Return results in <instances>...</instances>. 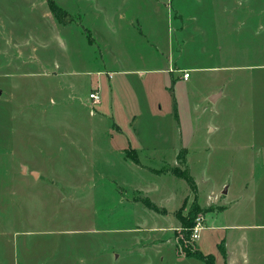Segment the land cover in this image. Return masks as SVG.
Masks as SVG:
<instances>
[{
    "label": "rangeland",
    "instance_id": "rangeland-1",
    "mask_svg": "<svg viewBox=\"0 0 264 264\" xmlns=\"http://www.w3.org/2000/svg\"><path fill=\"white\" fill-rule=\"evenodd\" d=\"M35 1L0 0V41L12 38L11 31L28 40V53L3 54L5 42L0 43V264H171L170 257L161 262L154 253L128 251L135 233L125 228L135 214L114 202L120 181H136L121 155L127 143L139 154L149 150L151 157L141 155L144 164L188 177L183 178L192 192L182 206L158 210L174 221L165 230L170 229L180 252L196 250L189 232L200 217L202 252L222 261L216 244L225 239L231 264H240L241 242L248 260L241 264H264V67L228 70L230 64L264 65V10L246 8L245 0H225L238 6L227 13L216 9L223 0H166L172 14L181 11L189 33L198 26L194 38L214 40L187 43L179 60L198 68L187 81L182 72L174 78L168 72L162 94L142 95L115 91L114 78L109 83L105 73L97 74L99 48L47 51L51 26ZM54 1L74 19L70 29L61 30L66 41L77 36L76 30L89 28L96 0ZM226 17L233 28L225 27V37L234 39L229 58L221 32ZM239 35L256 38L263 51L259 58L248 56L247 42L239 46ZM36 37L42 42L35 43ZM98 76L105 82L102 105H95L92 114L87 98ZM214 90L211 101L208 94ZM141 100L149 112L139 108ZM120 111L123 115L116 114ZM130 112L138 117L128 124ZM163 136L170 138L168 144L157 140ZM185 147L173 162L174 153ZM142 177L145 186L163 182L147 173ZM187 182L174 184L178 193L187 191ZM170 185L163 195L170 194ZM212 193L216 200L209 203ZM166 195L164 200L150 197L167 203ZM238 224L245 226L240 234ZM177 264L203 262L188 258Z\"/></svg>",
    "mask_w": 264,
    "mask_h": 264
},
{
    "label": "crops",
    "instance_id": "crops-1",
    "mask_svg": "<svg viewBox=\"0 0 264 264\" xmlns=\"http://www.w3.org/2000/svg\"><path fill=\"white\" fill-rule=\"evenodd\" d=\"M51 1L58 8L66 11V8L60 7L54 0ZM96 1V4H94L96 8H93L92 12L94 14L91 16L92 21L90 20L91 25L89 28L84 27V29L76 30L75 35L77 34V36L73 35L72 39L67 37V41L64 39L63 34H61V30L63 28L70 29L71 26L68 23L72 22L74 19H71L69 22L62 23L50 10L48 0H36L34 2V4H37V7L40 11H42L45 18L47 19V24L51 26L46 33L48 38L51 37L50 40H47V46L49 47V49L47 47V51L77 50L82 49L83 45H89V47L85 49L99 48L100 50H97L98 52L96 53V63L98 65L97 74L101 75L105 73L109 83L110 80L114 78L113 85L115 86V91H120V93L123 91L130 92L132 90L135 91V93L142 95H145V92L147 91H157L159 94H162L166 90V85L169 81V77L166 76L168 72L171 73L172 78H174L175 72L184 73V71H187L189 73L191 70H198L196 67H189L188 65L182 64L181 60L179 59H181L183 54L186 52L187 43L210 41L211 39L194 38L192 35L198 31V26L195 27L196 30L194 32L191 30L189 33L186 30L187 23L183 20V18H180L182 15L181 11L175 9L174 13L172 14L173 10L172 8H168L167 4L165 3L166 0H106V6L104 2L100 0ZM234 5L237 6V4ZM234 5L228 4L225 0H223V5L216 7V9H219V11L223 13H227L228 11L232 12L235 8ZM245 6L250 10H264V4L257 3V5H255V2L250 3L249 0H245ZM66 12L69 14L68 11ZM173 18L175 19L174 22L176 23L175 28L173 27L172 23L174 20ZM224 22H222L223 26L221 28L223 30L221 32L223 37L222 39L226 40V52L227 58H229V55L233 53L232 40L234 39H226L225 27H233H231L227 22V17L224 18ZM242 25L243 24H241L240 21V27ZM170 27H172V30ZM173 32L175 33L174 38L173 34H171ZM9 35L12 38L6 39L5 35L4 40L0 41V43L5 42L3 54L28 53V44L26 42L28 40L22 38V36H18L14 31H11ZM36 35L37 33L35 32V36ZM39 39L41 40V38ZM235 39H240L239 46L244 42H247L248 45H250V47H248L247 54L249 57H252V59L255 60L259 58L260 54H262L263 51H261V44L259 46L257 45L258 42H256V38L252 39L239 35V38L235 37ZM30 42L31 52H35L36 47L33 46V43L42 41H39L36 37L34 42L33 39H31ZM55 45L58 46V50L55 48ZM244 50L239 52L242 54ZM49 62L53 63L54 69H57L60 66L56 60L51 61L50 57ZM251 66L255 67H250L246 63L240 64V66L230 64V66H228V70H259L260 67H264V65L261 64ZM47 73L49 74L50 72ZM190 76L191 74L189 73L188 77L183 79V81H187ZM102 84L105 85V82L101 77L98 76L96 81L97 87H94L92 90H90V92L93 90H98L99 94ZM137 88L140 90L137 91ZM215 93L216 90L209 93L208 95L211 96ZM108 100V103L112 108L113 102L110 98ZM87 101V105L90 108V113L92 114H94L93 109L95 105H97V107L102 105L100 98L97 101H91L89 98H87ZM141 101L144 105H140L139 108H146L148 104L143 100ZM147 111H150L149 108ZM116 114L123 115V112L120 111ZM126 115H129V117L126 118V122L131 124L137 120L138 112H130ZM118 123L124 125V123L121 121H118ZM112 125L116 128V130L121 131L118 124L113 122ZM157 140L165 144L170 142V138L165 136L160 137ZM127 145L128 147L123 148L121 155L123 160L129 165V167L126 166V169L128 172H130V176L135 177L136 181L130 183V185L120 181L121 184H118L119 188L116 190L118 197L114 202L123 206V209L127 211L126 214L130 213L131 211L135 214V218L132 219L131 223L125 228L126 232L129 231L135 233L133 235L134 239L132 240L133 247L128 251H131V253L142 254L144 256L154 253L155 255L153 256H155V258L159 259L161 262L165 258L170 257L171 264H177L179 261H183L188 258L197 259L191 255H186L184 252H180V250L176 247L174 240L170 238L172 235L168 234L170 229L165 230V226H167V224L172 225L174 221L168 220L158 213L159 209L172 211L175 208L181 207L182 203L192 192L189 183L183 177L175 174L172 168H153L148 164H144L143 161L147 160L142 159L141 155L145 154V156L151 157L152 155H148L146 152L149 150H145V152L139 154L138 150L134 147H131L130 143H127ZM182 149L186 150V147L178 149L177 152L174 153V156L172 157L173 162L175 161V157L179 156ZM164 161L165 160H162L161 163ZM142 173H147L148 175L153 176L154 179H161L163 181L162 182L160 180L162 185L157 182L156 185L145 186L146 181L143 180L144 177H142ZM125 178L128 177L126 176ZM180 180H184L189 185L186 188L187 191L183 192L182 194L178 193V190H176L174 187V184ZM172 182L173 186L169 189L170 194H165L167 196V203H164V201H158V199L155 201L150 197V194H158L159 196L163 195L162 189L165 187H170ZM165 195L161 196L162 200H164ZM209 198V203L213 200H216V194L212 193L209 195ZM143 199H148L152 204L158 206L159 209L155 211L149 208L142 201ZM222 210H225V208ZM209 217H211V215H209ZM208 221H210V219ZM254 226L260 227L262 225ZM205 227H207V225ZM243 227L245 226L238 224V233L240 232L239 230L243 229ZM147 231L150 233H147ZM198 240L196 241V250L202 254L213 255L214 264H231V251L228 249V244L226 245L225 239H221L219 243L216 244L218 249H221L220 251L223 254L221 255L220 253L222 256V261L220 262L217 261V255L211 251L202 252L200 250L201 245L197 244ZM223 243H225V246H223ZM242 247V243L240 242V264L244 260H246L248 263L247 258H245L244 248ZM224 248L228 250V253L226 252L225 254ZM203 264L205 263L203 262Z\"/></svg>",
    "mask_w": 264,
    "mask_h": 264
},
{
    "label": "trees",
    "instance_id": "trees-1",
    "mask_svg": "<svg viewBox=\"0 0 264 264\" xmlns=\"http://www.w3.org/2000/svg\"><path fill=\"white\" fill-rule=\"evenodd\" d=\"M48 4H49V7H50V10L53 12L54 16L62 23H66V22H69L71 21V18L69 19L68 18V14L66 11H63L62 9L58 8L51 0H48ZM175 113V111H174ZM177 117V115H176ZM185 175V174H184ZM184 177L185 179L188 177L187 176H182ZM145 205H147L149 208L157 211L159 208L158 206L152 204L148 199H143L142 200ZM184 253L186 255H191L201 261H203L205 264H214V261H213V255L211 254H202L201 252H199L198 250H195V251H184Z\"/></svg>",
    "mask_w": 264,
    "mask_h": 264
},
{
    "label": "built area",
    "instance_id": "built-area-1",
    "mask_svg": "<svg viewBox=\"0 0 264 264\" xmlns=\"http://www.w3.org/2000/svg\"><path fill=\"white\" fill-rule=\"evenodd\" d=\"M189 73L187 71H184L183 73V79H186L188 77ZM88 98L89 100L93 101H97L99 99V94H98V90H93L88 94ZM203 229L202 226V220L200 219V217L195 218V224L190 227V232L189 235L191 237V239L193 241H197L199 236H200V231Z\"/></svg>",
    "mask_w": 264,
    "mask_h": 264
},
{
    "label": "water",
    "instance_id": "water-1",
    "mask_svg": "<svg viewBox=\"0 0 264 264\" xmlns=\"http://www.w3.org/2000/svg\"><path fill=\"white\" fill-rule=\"evenodd\" d=\"M215 96H216V94H214V95H211L209 98H210V100L211 101H215ZM35 174V173H34ZM223 192L225 193L226 192V189L225 190H223Z\"/></svg>",
    "mask_w": 264,
    "mask_h": 264
}]
</instances>
